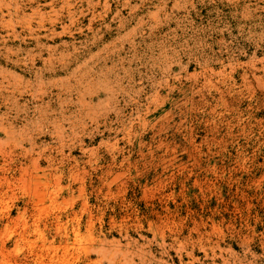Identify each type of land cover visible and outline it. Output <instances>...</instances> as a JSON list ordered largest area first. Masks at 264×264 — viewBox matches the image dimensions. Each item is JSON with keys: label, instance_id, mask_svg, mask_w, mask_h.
<instances>
[{"label": "rangeland", "instance_id": "obj_1", "mask_svg": "<svg viewBox=\"0 0 264 264\" xmlns=\"http://www.w3.org/2000/svg\"><path fill=\"white\" fill-rule=\"evenodd\" d=\"M0 15V264H264V0Z\"/></svg>", "mask_w": 264, "mask_h": 264}, {"label": "bare ground", "instance_id": "obj_2", "mask_svg": "<svg viewBox=\"0 0 264 264\" xmlns=\"http://www.w3.org/2000/svg\"><path fill=\"white\" fill-rule=\"evenodd\" d=\"M3 1V0H2ZM2 1H1V3L0 4H2ZM33 1V0H32ZM6 3V2H5ZM63 3H64V1H63ZM8 4V3H7ZM70 5V4H68V3H65V5ZM3 6V5H2ZM4 6H5V4H4ZM15 6H18V5H15ZM6 7V6H5ZM17 7H15V9H16ZM35 8V7H34ZM33 8V9H34ZM36 10V9H35ZM37 11V10H36ZM7 12H9L10 13V11L9 10H7ZM6 12V13H7ZM72 12V11H71ZM14 13V12H13ZM36 12L34 11L33 12V14H35ZM39 13V12H38ZM53 12H51L50 14H52ZM56 12H54L53 14H55ZM62 13V12H61ZM70 12H68V14H69ZM2 14V13H1ZM4 14V13H3ZM16 14V13H15ZM33 14H31V15H29L28 16V18L30 17V16H32ZM25 15V14H24ZM27 15V14H26ZM37 15V14H36ZM35 15V16H36ZM43 15V14H42ZM59 15V14H58ZM70 15V14H69ZM0 16H2V15H0ZM37 16H39V14L37 15ZM44 16V15H43ZM9 17H11V15L9 16ZM21 17H22V15H21ZM24 17V16H23ZM27 18V17H26ZM2 19V18H1ZM11 18H9V20H10ZM25 19V18H24ZM29 19H31V18H29ZM40 19H41V15H40ZM39 19V20H40ZM44 18H42V20H43ZM15 20H19V19H15ZM24 21H26V19L24 20ZM28 21V20H27ZM0 22H1V20H0ZM7 22H9V21H7ZM21 22V21H20ZM41 22V21H40ZM10 23H12V22H10ZM14 24L12 23V26H13ZM11 27V26H10ZM11 28H13V27H11ZM12 31H13V29H12ZM14 31H15V29H14ZM2 121V120H1ZM3 126V125H2ZM1 127V126H0ZM4 127V126H3ZM7 130V129H6ZM57 222H59V219H57ZM175 224V223H174ZM171 230H172V228H171ZM163 233V232H162ZM122 264H124L123 262H122Z\"/></svg>", "mask_w": 264, "mask_h": 264}]
</instances>
